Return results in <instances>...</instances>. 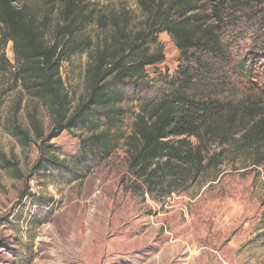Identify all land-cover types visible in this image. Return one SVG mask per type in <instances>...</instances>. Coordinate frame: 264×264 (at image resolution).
<instances>
[{
    "label": "rangeland",
    "instance_id": "1",
    "mask_svg": "<svg viewBox=\"0 0 264 264\" xmlns=\"http://www.w3.org/2000/svg\"><path fill=\"white\" fill-rule=\"evenodd\" d=\"M49 1L56 0L22 2L42 17ZM96 1L108 10L125 8L139 21L134 0ZM253 35L232 40L225 61L195 64L181 61L172 39L159 34L164 61L146 68L143 84L121 87L122 119L106 128L107 151L91 147L79 127L46 141L52 122L14 81L8 43L0 60V264H264V167L246 168L243 155L230 151L217 170L178 185L179 194L167 187L159 193L128 175L123 146L140 106L175 89L185 70L203 98L236 103L252 95V105L264 104V59L252 47ZM243 59L249 62L240 77ZM85 62L73 56L60 71L74 101L83 94Z\"/></svg>",
    "mask_w": 264,
    "mask_h": 264
},
{
    "label": "trees",
    "instance_id": "2",
    "mask_svg": "<svg viewBox=\"0 0 264 264\" xmlns=\"http://www.w3.org/2000/svg\"><path fill=\"white\" fill-rule=\"evenodd\" d=\"M22 1L0 0V60L11 43L14 81L52 122L46 141L79 127L89 133L91 147L109 150L106 128L121 122V87L143 84L146 68L164 61L159 34L172 39L181 61L196 64L225 61L227 45L252 32V47L264 59V0H134L137 22L125 8L108 10L96 0L49 1L42 17ZM76 55L86 62L83 94L74 101L60 71ZM243 60L238 75L247 70L249 59ZM181 75L175 89L140 106L130 135L123 137L128 175L148 191L167 187L179 194L173 191L178 185L217 170L230 151L243 155L246 168H263L264 104L252 105V95L236 103L203 98L191 71ZM32 123L40 140L35 118ZM14 131L28 141L20 127Z\"/></svg>",
    "mask_w": 264,
    "mask_h": 264
},
{
    "label": "bare ground",
    "instance_id": "3",
    "mask_svg": "<svg viewBox=\"0 0 264 264\" xmlns=\"http://www.w3.org/2000/svg\"><path fill=\"white\" fill-rule=\"evenodd\" d=\"M168 243H169V242H168ZM179 243L181 244V242H179ZM169 244H170V243H169ZM171 245H172V244H171ZM171 245H170V246H171ZM169 248H170V247H169ZM175 248H176V247H175ZM176 249H177V248H176ZM162 250H163V249H162ZM164 254H165V253H164ZM157 263H158V262H157Z\"/></svg>",
    "mask_w": 264,
    "mask_h": 264
}]
</instances>
